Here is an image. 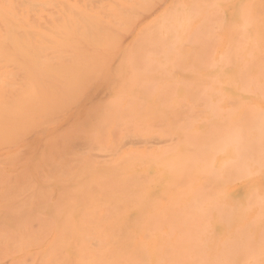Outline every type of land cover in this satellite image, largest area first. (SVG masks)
<instances>
[{
	"label": "rangeland",
	"instance_id": "rangeland-1",
	"mask_svg": "<svg viewBox=\"0 0 264 264\" xmlns=\"http://www.w3.org/2000/svg\"><path fill=\"white\" fill-rule=\"evenodd\" d=\"M199 6L209 11L207 20H198ZM165 7H172L167 16L177 13L181 24L175 36L164 39L170 53H153L144 38L133 51L123 49L135 47L139 28L160 20L147 16L111 24L97 47L77 58L68 55L66 68L47 70L50 75L43 72L50 80L39 94L34 91L37 106L30 123L19 119L10 125L0 119L2 261L5 238L12 234L4 217L23 214L25 221L30 214L57 216L62 210L68 214L96 212L95 216L80 213L77 218L82 224L93 219L113 226L116 215L126 228L170 229L176 242L167 251L177 244L169 252H179L182 258L168 264H201L199 258L204 264H224L226 259L231 261L230 251L236 253L243 246L249 252L243 247L241 251L248 254L243 255V262L234 259V264L262 261L264 250L259 252L260 245H252L254 238L264 236L260 173L235 172L229 165L231 155L222 148L212 153L208 167L192 166L191 185L181 182L174 169L189 158L201 162L205 154L192 145L208 129L219 128L227 116L245 126L251 141L264 132V122L253 127V119H244L238 111L248 108L264 118V103L252 96H264V86H259L264 84V55L255 54L254 38L237 13L247 8L257 17L264 12V0H158L152 15ZM257 19L254 21H264ZM109 32L112 35L106 36ZM257 38L264 40V36ZM242 84L255 91L246 87L239 92ZM22 89L24 85L6 89L4 95H17ZM233 120H228L231 126ZM8 125L13 127L10 132L5 131ZM58 135V143L51 144ZM34 141L36 151L47 154L44 166L32 167L26 161V147ZM46 179L49 188L43 187ZM111 183H117L123 194L111 195ZM17 187L24 188L20 196L15 194ZM212 202L240 207L227 229H223L225 221L221 224L214 213L204 210ZM98 213H102L99 219ZM30 220L28 227L36 229L38 224ZM242 239L252 241L251 245L245 246L248 243ZM181 244L192 248L180 249ZM197 244L202 249L199 258L191 253ZM212 248L216 250L213 255L209 253ZM14 258L7 256L8 260ZM227 260L225 264H231Z\"/></svg>",
	"mask_w": 264,
	"mask_h": 264
},
{
	"label": "bare ground",
	"instance_id": "bare-ground-1",
	"mask_svg": "<svg viewBox=\"0 0 264 264\" xmlns=\"http://www.w3.org/2000/svg\"><path fill=\"white\" fill-rule=\"evenodd\" d=\"M157 1L0 0V119L10 125L15 121L19 122V119L30 123L31 119H34L32 114L37 106L33 100L34 91L39 94L42 86L50 80L44 73L47 72L50 75V71L47 70L68 67L65 62L68 55H72L70 59L77 58L91 48L97 47L98 39L105 36L106 31H110L108 27L111 24L119 25L126 20H143L147 16H150L149 20H160L158 24L139 28L135 34V47L125 46L123 49L125 52L133 51L138 42L144 38L145 45L151 47L153 53L160 55L170 53L164 39L169 35L175 36L181 24L179 20H176L177 13L170 15L172 17L167 16L172 7L170 9L165 7L158 14L152 15ZM196 10L197 13L201 11L198 20H207L209 11L207 12L206 7L199 6ZM237 13L240 15L239 19L242 20L243 26L251 32V38H254L255 54L264 55V40L257 38V36H264V21H254L257 17V20H264V12L255 17L257 13L251 14L247 8H240ZM167 21H169L168 24ZM203 29H206V25H203ZM110 35L112 32L106 34V36ZM253 74L254 77L259 78L255 72ZM239 75L243 76V71H240ZM99 80L96 79V81ZM21 85H24V89L19 94L4 95L6 89ZM259 86H264V84H259ZM246 87L248 85L242 84L239 92L245 91ZM247 90L255 91V88L249 86ZM252 94L257 102L264 103L263 95ZM161 109L163 110L164 107ZM238 111L244 119H253L251 123L253 127H260L259 121L264 122V118L253 110L241 108ZM229 119L233 120L228 116L223 118L224 123L219 128L217 127L218 129H208L203 139L194 142L192 147L196 151L201 149L205 155L201 162L189 158L174 169L181 182L188 181L189 183L188 177L192 175V166L208 167L212 153L222 148L231 155L229 162L231 169L237 173L242 171V174L244 172L249 174L251 171L259 172L264 184V170L261 168L264 166V140H262L264 132L258 133L256 139L251 141L247 137L245 126L237 123V120H233L235 123L231 126L228 123ZM12 129L13 127L8 125L5 131L10 132ZM57 137L59 135L52 138L51 144L58 143ZM37 144L34 141L31 147H26L29 152L26 161L32 167H41L46 163L47 154H43L42 151L37 152ZM59 149L60 145L56 150ZM63 150L64 157L68 156L65 146ZM72 160L79 161V159ZM176 169L179 170L176 171ZM209 182L207 180V183ZM212 184L216 185V181ZM43 187H50L47 179ZM120 188L117 183H111L113 190L111 195L123 194ZM23 192V187H17L15 190L16 196H20ZM37 192L38 190L34 193L37 194ZM78 198L81 199V196L78 195ZM83 200L85 198L81 199ZM218 200L220 201V197ZM205 205L204 210L214 213L215 220L221 224L225 221L223 229H227L232 221L235 222L232 217L240 212V207L235 203L221 202L217 206L212 202ZM218 208L222 209L224 216L217 213ZM68 212L70 214L62 210L56 213L57 216L30 214L27 215L25 221L23 214L15 217L9 216L10 219L4 217L8 225H11L9 230L12 234L5 238L6 253L2 254L5 256V262L0 259V264H168L182 258L179 252H169L177 244L167 251V248L176 242V235H174L175 241L171 239L170 229L157 227L142 230L135 226L126 228L123 219L121 220L116 215L113 226L107 225L102 220L93 219L82 224L77 218L80 213L95 216L96 212L89 210ZM101 216L102 213H98V219ZM192 216L196 217L195 214ZM12 220L14 222L10 223ZM29 220L37 223L38 227L29 228ZM254 239L256 242L252 245L256 244L257 247L260 245L259 252L261 248L264 250V236L263 239ZM242 241L248 243L245 246L252 243L248 239H242ZM240 244L238 243L237 246ZM191 245L181 244L177 247L188 249L192 248ZM243 247H239L240 250L235 251L236 253L230 251L232 254L229 260L231 261L226 260L231 264H234V259L238 263H240L239 259L243 262V255L248 254L241 251ZM245 248L243 250L249 249ZM201 251L202 249L197 244L196 249H192L191 253L199 258ZM209 253L213 255L216 250L212 248ZM262 253H260L262 261L259 264H264ZM7 256L15 258L8 260ZM199 262L204 264L201 258Z\"/></svg>",
	"mask_w": 264,
	"mask_h": 264
}]
</instances>
